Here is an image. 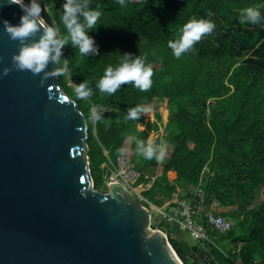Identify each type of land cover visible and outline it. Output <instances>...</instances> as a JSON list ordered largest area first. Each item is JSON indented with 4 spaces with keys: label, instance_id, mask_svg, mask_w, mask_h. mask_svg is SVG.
Listing matches in <instances>:
<instances>
[{
    "label": "trees",
    "instance_id": "16d2710c",
    "mask_svg": "<svg viewBox=\"0 0 264 264\" xmlns=\"http://www.w3.org/2000/svg\"><path fill=\"white\" fill-rule=\"evenodd\" d=\"M36 2L41 17L55 29L56 38H65L67 29L61 16L66 0ZM73 3L100 12L88 30L96 51L81 54L69 40L61 45L57 62V67L67 62L66 71L58 74L60 84L87 120L94 188H102L109 172L103 165L122 155L119 148L125 149L123 154L131 156L141 173L138 185L151 184L143 196L155 205L180 191L188 193L202 179L208 201L218 199L220 213L233 222L232 229L220 235L231 240L230 251L219 254L213 250L212 256L219 264L220 257L228 264H236L238 258L242 264H264V20L256 26L239 23L247 8L258 10L264 17V0ZM77 16L83 21L79 13ZM191 17L211 19L215 27L177 58L167 42ZM124 54L141 56L151 64L150 87L141 91L127 82L112 94L101 93L96 82L104 68L115 66ZM84 81L92 91L80 97L75 88ZM137 106L148 110L125 119L127 110ZM94 111L99 119L94 120ZM165 128L168 131L163 135ZM137 140H150L153 145L164 142L169 147L159 179L146 178L145 172L157 167L159 161L137 153ZM261 189L263 199L256 205ZM181 239L171 236L169 242L186 263L191 246Z\"/></svg>",
    "mask_w": 264,
    "mask_h": 264
},
{
    "label": "water",
    "instance_id": "95a60500",
    "mask_svg": "<svg viewBox=\"0 0 264 264\" xmlns=\"http://www.w3.org/2000/svg\"><path fill=\"white\" fill-rule=\"evenodd\" d=\"M21 15L0 0V264H183L123 185L94 188L87 120L63 90L57 62L35 74L14 64L21 43L2 21L15 25ZM42 35L38 23L24 43ZM153 221L174 227L159 214ZM188 255L219 264L199 245Z\"/></svg>",
    "mask_w": 264,
    "mask_h": 264
},
{
    "label": "clouds",
    "instance_id": "9594fccd",
    "mask_svg": "<svg viewBox=\"0 0 264 264\" xmlns=\"http://www.w3.org/2000/svg\"><path fill=\"white\" fill-rule=\"evenodd\" d=\"M22 11L19 23L13 25L7 20H3L5 31L10 35L11 39L18 40L21 47L18 52L13 55V61L16 68L20 70H29L32 73H39L47 63L51 60L58 62L60 59V48L65 42L69 41L76 47L81 54H88L96 51L93 38L88 35V30L94 25V22L100 16V12L96 9L87 8L86 4H74L73 0H66L63 4V13L61 19L64 27L67 29V36L63 39L56 38V31L53 27L44 24L40 18L41 7L36 0H10ZM123 4V0H120ZM83 17V21L78 19L77 14ZM209 17L213 15L211 11L207 13ZM264 20L261 13L253 8L244 9L239 21L241 26L251 25L256 26ZM43 28L41 38L33 43H24L25 39L31 36L36 30L37 25ZM215 27L211 19L191 17L180 26L177 30V35L173 39H169L167 45L171 48L174 56L179 58L182 53L192 48L195 42L199 41L205 34L211 33ZM67 62L64 61L60 67L55 69L57 74H62L66 71ZM8 69L4 70L6 75ZM152 66L150 63H145V59L141 56L135 58L130 54L120 56L119 62L113 66L107 65L103 70V75L96 82V87L101 93H114L121 84L132 82L135 87L141 91L146 90L151 85ZM75 91L80 97H87L91 94V88L88 87L87 81L76 85ZM147 111V108L141 109V106L130 108L127 110L125 119L135 118L138 111ZM93 118L99 119L100 115L93 112ZM123 154L124 148L117 150ZM136 152L142 154L145 158H152L159 161L165 154L164 142L153 145L148 142L137 140Z\"/></svg>",
    "mask_w": 264,
    "mask_h": 264
},
{
    "label": "built area",
    "instance_id": "2783aa9c",
    "mask_svg": "<svg viewBox=\"0 0 264 264\" xmlns=\"http://www.w3.org/2000/svg\"><path fill=\"white\" fill-rule=\"evenodd\" d=\"M103 168L109 170L105 174L104 185L107 187L109 183L121 184L130 191L133 197L149 211L150 228L162 231L168 240L171 236L181 239L180 233L186 231L199 245L207 249L214 245L209 236L211 230L218 234H226L233 227V222L220 213L219 200L212 198L210 202L208 201V194L202 179L186 195L174 196L162 202L161 205H155L143 196L151 184L138 185L141 173L136 169L130 155H119L115 162L110 161L109 164H104ZM158 214L161 220L172 223L173 229H167L157 224L154 226L153 218ZM221 252L224 253L222 249ZM236 264H242L240 258L237 259Z\"/></svg>",
    "mask_w": 264,
    "mask_h": 264
},
{
    "label": "rangeland",
    "instance_id": "374dc122",
    "mask_svg": "<svg viewBox=\"0 0 264 264\" xmlns=\"http://www.w3.org/2000/svg\"><path fill=\"white\" fill-rule=\"evenodd\" d=\"M144 115L146 116L147 114L144 113ZM167 131H168L167 128L163 129V131H162L163 132V135L167 134ZM134 132H135V130H134ZM134 132H133V134H134ZM132 139H133V135H131L128 138V140H127V146H126V150L127 151L130 148L129 146H130V143H131ZM164 149H165V154L159 160V165L157 167L150 168L147 172H145L146 173L145 174L146 176H148V177H150L152 179H159L160 178V176L162 174V169H163L162 167H163L164 163L167 161L169 147H166L164 145ZM169 178L172 179L173 178V175L170 174L169 175ZM99 190L102 191V192H105V191H107V187L103 184L102 185V188L99 189ZM186 194L187 193H183L182 191H180V193L178 195H176V196L181 197V196H184ZM262 199H263V195H262V189H261V190H258L257 191V198L255 200V204L256 205H259V203L262 201ZM159 205H161V204H159ZM224 216L228 217L227 215H224ZM154 226H156V223H154ZM217 234H216V236H214L211 232H209L210 239L214 243V245L209 246L207 249H212V250H214L215 252H217L219 254L222 253L221 252V249L229 252L230 251V248L232 247L231 240H229V239L223 240V239H221L220 235H225V234H218V235ZM180 236L182 238L181 239V242L182 243H187L191 247L193 245H198L197 241L190 236V233L189 232H186V231L185 232H181L180 233ZM192 256H193V254H192ZM192 256H189V255L187 256V258H186V261L187 262L186 263H184L182 260L181 261L183 262V264H196L194 262V259H193ZM218 259H219L218 261L221 262L222 264H228V261L225 258L220 257Z\"/></svg>",
    "mask_w": 264,
    "mask_h": 264
},
{
    "label": "flooded vegetation",
    "instance_id": "af4514ba",
    "mask_svg": "<svg viewBox=\"0 0 264 264\" xmlns=\"http://www.w3.org/2000/svg\"><path fill=\"white\" fill-rule=\"evenodd\" d=\"M198 245H199V244H198ZM199 246H201V245H199ZM201 248L204 249L206 252L210 253L211 255H213V250H210V251H209V250L205 249V248L202 247V246H201ZM213 256H214V255H213ZM199 259H200V258H199Z\"/></svg>",
    "mask_w": 264,
    "mask_h": 264
},
{
    "label": "crops",
    "instance_id": "0c3cea01",
    "mask_svg": "<svg viewBox=\"0 0 264 264\" xmlns=\"http://www.w3.org/2000/svg\"><path fill=\"white\" fill-rule=\"evenodd\" d=\"M195 256H196V255L193 254V257H195ZM198 258H199V257L197 256V260H198ZM194 262L196 263V261H194ZM196 264H197V263H196Z\"/></svg>",
    "mask_w": 264,
    "mask_h": 264
}]
</instances>
